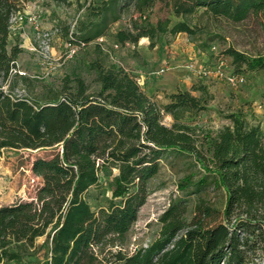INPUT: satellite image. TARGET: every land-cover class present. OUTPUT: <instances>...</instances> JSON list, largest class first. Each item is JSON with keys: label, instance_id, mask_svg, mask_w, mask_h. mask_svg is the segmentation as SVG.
<instances>
[{"label": "trees", "instance_id": "1", "mask_svg": "<svg viewBox=\"0 0 264 264\" xmlns=\"http://www.w3.org/2000/svg\"><path fill=\"white\" fill-rule=\"evenodd\" d=\"M158 2L182 20L153 24L147 12ZM131 6L139 14L132 16V27L113 34L123 45L149 37L153 46L164 33L193 35L199 28L188 18L201 9L214 21H251L264 34V0H102L92 7L94 19L79 27L82 41L107 35ZM23 7V0H0V154L7 148L55 151L33 162L42 180L36 198L0 206V263L21 258L13 245L35 247L42 236L47 264H107L110 256L123 264H250L252 256L264 254V127L237 109L226 115L229 124L204 132L189 119L209 108L214 96L207 85L178 89L159 103L136 74L110 60L102 42L90 62L98 90L91 91L81 76L66 77L58 87L42 82L38 89L17 70L20 44L9 47L11 19ZM223 53L235 72L264 69V52L250 55L229 46ZM167 150L193 155L205 171L196 181L193 174L186 176L180 187L194 185L195 192L210 184L220 187L224 208L200 197L187 220L186 201H173L160 216L158 237L126 254L127 233ZM105 164L119 172L108 204L94 210L88 195Z\"/></svg>", "mask_w": 264, "mask_h": 264}, {"label": "rangeland", "instance_id": "2", "mask_svg": "<svg viewBox=\"0 0 264 264\" xmlns=\"http://www.w3.org/2000/svg\"><path fill=\"white\" fill-rule=\"evenodd\" d=\"M101 1L66 0L57 3L53 0H23V13L26 16L40 14L41 35L37 34L35 26L27 19L23 22H14L9 47L19 43L22 48L17 58L19 74H26L38 86V89L42 82L58 87L66 77L81 76L90 84L91 91H96L100 85L95 81L96 72L91 69L90 62L97 57L95 50L97 42H102L104 48L110 49V60L136 74L142 87L147 85L148 73L155 82L163 79L171 81L170 79L177 74L194 73L195 78L193 76L189 85L185 86L191 89L193 86L205 84L214 96L206 111L189 119L198 123L204 132L215 131L229 124L230 120L226 118V115L237 109L243 110L252 123H259L264 127V69L242 72L247 77V82L240 86H232L223 80L202 77L186 67L189 60L203 67H213L219 55H223L224 50L229 46L250 55L264 52V34L259 27L251 21L241 24H232L225 20L214 21L209 19L201 9L188 18L192 26L197 25L199 28L195 34L185 32L177 35L159 34L153 46L151 39L148 38V46L151 49H159L161 56H169L173 50L181 51L183 48H190L183 59L163 61L162 64H167L169 69L165 74L157 76L152 73L155 68L146 73L135 67L131 60L140 59V56L138 57L135 53L136 49L131 47L129 51L126 44L117 43L113 36L121 28L132 27V16H139L133 6L125 11L120 20L112 24L107 35L88 43L82 41L79 27L94 19L90 12L92 7L99 5ZM147 14L153 24L165 18H171V24L182 20L181 17L175 16L171 8L163 2H158ZM144 40L147 39L141 38L139 44ZM115 44L119 46L116 47ZM214 46L216 50L213 49ZM72 49L75 53L72 57H68ZM224 58L227 61L226 69H235L231 57L224 55ZM23 86L25 85L21 83L18 92L23 91ZM168 86L170 87L165 92L169 93L164 95L167 101L169 95L175 89H179V85L174 82ZM185 86H182L183 89ZM193 94L199 95L200 92L193 91ZM154 97L156 98V94ZM158 102L162 103V99ZM165 121L170 124L172 117L167 116ZM54 151L53 148H7L1 152L0 206L36 198L42 180L34 173L33 162L39 157H51ZM160 163V172L151 178L149 183V197L141 207L138 219L127 233L126 242L122 246L126 254H132L158 237L162 226L160 216L173 201L179 199L186 201L187 220L193 217L200 197L217 208H224L226 194L220 187L210 184L200 192H195L197 187L194 185H189L185 189L180 187V183L186 176L193 174V180L196 181L205 173L193 155L167 150ZM118 172V168L114 166L108 164L101 166L100 182L90 189L88 195L89 203L94 210H99L108 204L112 184ZM45 240V236L37 238L35 247L25 243L13 245L12 249L18 250L21 258L0 264H47L48 244ZM110 259L107 264H123L112 256ZM250 262V264H264V254L257 253L252 256Z\"/></svg>", "mask_w": 264, "mask_h": 264}, {"label": "crops", "instance_id": "3", "mask_svg": "<svg viewBox=\"0 0 264 264\" xmlns=\"http://www.w3.org/2000/svg\"><path fill=\"white\" fill-rule=\"evenodd\" d=\"M144 40L142 42L138 43H133V42H127L126 43V47H129L128 50L130 51L131 47L136 49L135 53L136 55L140 58V59H132L131 62L133 65H135V67H138L142 70H144L145 72L148 70H151L152 68H157V66H160L163 61H169V60H175V59H183L187 53V50L189 51V49H185L183 48L181 51L179 50H173L171 51V54L169 56L164 55L161 56L160 55V50L155 48V49H151L148 44H149V37H143ZM146 59V60H145ZM148 63V64H147ZM128 69V68H127ZM148 73V72H146ZM149 74V73H148ZM147 74L146 76V86L143 87L146 92L151 95L154 96V94H156V100L159 101L160 99H162V103H166L167 102V98L164 97L165 94L169 93V92H165V90L168 89V85H171L173 82L179 85V89H183V85H189L190 83V79H193V76L195 78V74L192 73L190 75H181V74H177L176 76L174 75L173 79L169 80H158L155 82V80H153V78H151L149 75ZM185 89H190L189 86H185ZM178 89H175L173 92H175Z\"/></svg>", "mask_w": 264, "mask_h": 264}, {"label": "built area", "instance_id": "4", "mask_svg": "<svg viewBox=\"0 0 264 264\" xmlns=\"http://www.w3.org/2000/svg\"><path fill=\"white\" fill-rule=\"evenodd\" d=\"M40 14H32L30 16H26L22 11H18L11 19V25H10V35L12 34L13 30V24L16 21L23 22L27 19L30 23H32L35 26L36 32L38 35H41V27H40ZM101 39V38H99ZM116 47H118V44H115ZM214 50H216V46L213 47ZM75 53V50H71L68 57H72ZM186 67L195 72L196 74L206 77V78H213L216 80H223L226 81L228 84L232 86H240L247 82V77L243 73L235 72L234 70H228L227 67V61L224 58V56L219 55L217 58L216 64L213 67H203L201 65H198L193 60H189L186 63ZM169 67L167 64H162L159 67L155 68L152 73L154 75H163L168 71Z\"/></svg>", "mask_w": 264, "mask_h": 264}]
</instances>
